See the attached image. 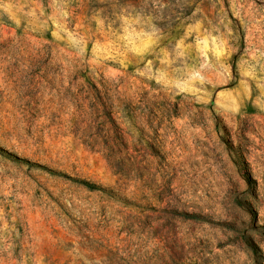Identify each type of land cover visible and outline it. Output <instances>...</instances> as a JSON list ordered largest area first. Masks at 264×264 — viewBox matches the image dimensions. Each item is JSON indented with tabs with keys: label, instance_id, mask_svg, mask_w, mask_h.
Listing matches in <instances>:
<instances>
[{
	"label": "rangeland",
	"instance_id": "1",
	"mask_svg": "<svg viewBox=\"0 0 264 264\" xmlns=\"http://www.w3.org/2000/svg\"><path fill=\"white\" fill-rule=\"evenodd\" d=\"M0 264H264V0H0Z\"/></svg>",
	"mask_w": 264,
	"mask_h": 264
},
{
	"label": "trees",
	"instance_id": "2",
	"mask_svg": "<svg viewBox=\"0 0 264 264\" xmlns=\"http://www.w3.org/2000/svg\"><path fill=\"white\" fill-rule=\"evenodd\" d=\"M91 88H92V92L94 93L95 97L94 99V103L92 104V114L93 115H96L93 119V122L96 123L98 121V112H99V103L98 102L100 100V98L98 97L99 95V91H98V88H97V85H95V83H92L91 82ZM112 104H108V109L109 111L107 112V120H103V123H102V126L104 127V132L107 134V138L110 139L112 137H115V138H118L120 139V134L117 132V130L113 131L114 128H116V124H115V120L113 119L112 117ZM93 122L90 123L89 126H87L88 128V131L90 130H93L95 128ZM85 143H91L92 145H94V143H96V140L91 138V136H87V140ZM108 148L110 146H107ZM80 184H82L84 187H86L87 189L89 190H100V188H98V186L94 185V184H91V183H88V182H79ZM185 217H189L187 214L184 215ZM253 249V253H254V256L257 257V249L252 247Z\"/></svg>",
	"mask_w": 264,
	"mask_h": 264
}]
</instances>
